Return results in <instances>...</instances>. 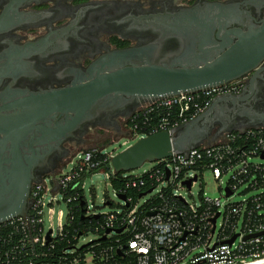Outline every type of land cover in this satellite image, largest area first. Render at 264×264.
Here are the masks:
<instances>
[{"label": "built area", "instance_id": "obj_1", "mask_svg": "<svg viewBox=\"0 0 264 264\" xmlns=\"http://www.w3.org/2000/svg\"><path fill=\"white\" fill-rule=\"evenodd\" d=\"M243 84L241 78L143 102L128 116L126 134L118 140L171 131L204 113L216 97L238 94ZM115 154L105 147L79 150L40 175L31 187L27 218L0 222V264H248L264 259V125L224 131L217 141L172 152L130 178L124 172L127 180L119 190L112 186ZM207 171L220 181L222 197L211 198L201 188ZM100 172L120 200L104 199L102 207L117 210L94 211L88 205L87 193L94 191L86 181ZM243 186L240 194H255L232 200ZM143 189L149 190L135 200L133 192ZM89 234L95 239L86 240ZM81 239L85 242L79 245Z\"/></svg>", "mask_w": 264, "mask_h": 264}, {"label": "water", "instance_id": "obj_2", "mask_svg": "<svg viewBox=\"0 0 264 264\" xmlns=\"http://www.w3.org/2000/svg\"><path fill=\"white\" fill-rule=\"evenodd\" d=\"M211 9L205 11L206 19L196 15L204 9L194 7L179 11L182 18L172 25L160 21V40L171 35L185 40L176 50L164 51L157 41L118 49L94 62L79 82L32 93L0 108V222L16 216L27 218L31 187L40 178L36 169L47 164L73 131L101 111L123 107L130 100H137L139 105L197 92L246 77L253 71L251 88L254 86L264 61V25L248 31L237 29L235 40L219 43L212 40L216 25L219 28V15L211 17ZM250 96H218L193 120L171 131L137 139L111 158L113 169L128 172L146 162L169 157L172 152H187L204 138L215 140L224 131L247 128L232 124L237 116L246 117L251 125H264L261 115L250 105ZM8 109L13 113H1ZM186 184L190 185V181ZM225 190L229 196L231 193Z\"/></svg>", "mask_w": 264, "mask_h": 264}, {"label": "flooded vegetation", "instance_id": "obj_3", "mask_svg": "<svg viewBox=\"0 0 264 264\" xmlns=\"http://www.w3.org/2000/svg\"><path fill=\"white\" fill-rule=\"evenodd\" d=\"M194 7L204 9L196 14L201 19L211 8V17L219 15V28L216 25L212 36L219 43L235 40L237 29L264 25V0H0V108L32 93L79 82L94 62L118 49L155 41L164 51L178 49L185 40L175 35L160 40V21L172 25L182 18L179 11ZM253 75L254 71L243 77L242 90L232 95L251 94L250 105L264 120V61L251 88ZM139 105L130 100L123 107L101 111L73 131L47 164L36 169V176L55 170L71 148L90 143V135L121 136L128 116ZM250 122L237 116L232 124L237 128L261 125ZM211 140L204 138L197 146Z\"/></svg>", "mask_w": 264, "mask_h": 264}, {"label": "rangeland", "instance_id": "obj_4", "mask_svg": "<svg viewBox=\"0 0 264 264\" xmlns=\"http://www.w3.org/2000/svg\"><path fill=\"white\" fill-rule=\"evenodd\" d=\"M126 134V130H124L123 134L121 136L118 135H112L111 136H97L95 137H91V135L89 136L88 139L93 138L91 140L90 143H86V144H80V146H75L73 148H71V152L68 155V157L76 151L79 150H83V149H90V148H100V147H105L106 150L108 152H113V153H117L119 151H121L122 149H124L127 145H123L122 141L124 139H128V145L131 143H134L136 140L131 139V138H123L118 140V138L125 136ZM219 138V136L217 138H215V140H211L208 142H204L202 145H206L205 143H213L214 141H217ZM68 157L64 158L63 161L58 165L61 166L62 163H64V161H66L68 159ZM152 167V164L150 162H146L143 164L142 167L128 171L126 173L130 174V175H136L139 174L140 172H142L145 169H149ZM57 168V167H56ZM228 180V176H224L222 179L223 182V186L222 188L225 186V183ZM204 184L202 185L201 188H203V191L206 195H208L211 198H218V197H222L223 195V191H221V193L219 192V186H220V181L215 180L214 177L212 176L211 172L207 171L204 174V179H203ZM86 187H93V191L94 193H87V201H88V205H90V209L94 210V211H99V210H106V211H110V210H117L118 207L116 206H109V207H102L103 204V200L104 199H110L114 204H117L120 202V200L114 195L113 189L111 187V185L108 183V181L106 180V177L104 175V173L100 172V173H96L94 174L91 178H88V180L86 181ZM244 189V186L239 188L238 191L236 192L235 195L232 196V200L234 201H240L243 198L250 196L252 194H255V192H250L247 195H243L240 194V192ZM200 190L199 185H197L196 187L193 188V192L194 194H196L198 191ZM148 198V196H145L144 198H142L143 200ZM96 235L95 234H89L88 236H86V240L88 239H95ZM85 242V240H80L79 241V245H82Z\"/></svg>", "mask_w": 264, "mask_h": 264}, {"label": "trees", "instance_id": "obj_5", "mask_svg": "<svg viewBox=\"0 0 264 264\" xmlns=\"http://www.w3.org/2000/svg\"><path fill=\"white\" fill-rule=\"evenodd\" d=\"M129 123V122H128ZM130 124V123H129ZM148 134L150 135V134H153V132H148ZM99 159V156L97 155L96 156V158L94 159L95 161L96 160H98ZM110 168V166H108L107 167V169H109ZM125 173L124 172H120V173H117V175H116V177H117V179L115 180V179H112V186H113V188H115V189H122V187H123V185H124V181H126L127 180V178H123V175H124ZM127 177L128 178H130V177H132V175H130V174H128L127 173ZM123 181V182H122ZM149 189H143L142 191H139V192H133V198L136 200V198L138 197V196H140V195H142V194H145V192H147ZM76 222H78V219L76 220Z\"/></svg>", "mask_w": 264, "mask_h": 264}, {"label": "bare ground", "instance_id": "obj_6", "mask_svg": "<svg viewBox=\"0 0 264 264\" xmlns=\"http://www.w3.org/2000/svg\"><path fill=\"white\" fill-rule=\"evenodd\" d=\"M261 263H264V259L258 260V261L252 262V263H248V264H261Z\"/></svg>", "mask_w": 264, "mask_h": 264}]
</instances>
